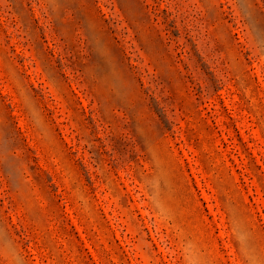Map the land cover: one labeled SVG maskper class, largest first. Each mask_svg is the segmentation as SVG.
<instances>
[{
    "label": "rangeland",
    "instance_id": "1",
    "mask_svg": "<svg viewBox=\"0 0 264 264\" xmlns=\"http://www.w3.org/2000/svg\"><path fill=\"white\" fill-rule=\"evenodd\" d=\"M0 264H264V0H0Z\"/></svg>",
    "mask_w": 264,
    "mask_h": 264
}]
</instances>
